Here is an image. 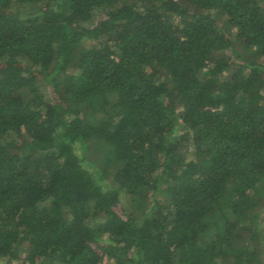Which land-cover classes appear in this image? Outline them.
Returning <instances> with one entry per match:
<instances>
[{
    "label": "trees",
    "instance_id": "trees-1",
    "mask_svg": "<svg viewBox=\"0 0 264 264\" xmlns=\"http://www.w3.org/2000/svg\"><path fill=\"white\" fill-rule=\"evenodd\" d=\"M241 48L264 0H0V264H264Z\"/></svg>",
    "mask_w": 264,
    "mask_h": 264
},
{
    "label": "rangeland",
    "instance_id": "rangeland-1",
    "mask_svg": "<svg viewBox=\"0 0 264 264\" xmlns=\"http://www.w3.org/2000/svg\"><path fill=\"white\" fill-rule=\"evenodd\" d=\"M240 51L245 52V55H244L245 57H241L239 59L240 62H244V64H246V62L255 59L257 61L264 63V56L260 54V51L258 49L254 50V51H251V50L247 51V50H244L243 48H241ZM84 151L86 152L84 147H83V149L79 150L81 156H83L85 154Z\"/></svg>",
    "mask_w": 264,
    "mask_h": 264
}]
</instances>
